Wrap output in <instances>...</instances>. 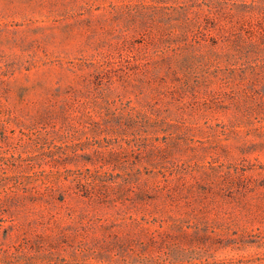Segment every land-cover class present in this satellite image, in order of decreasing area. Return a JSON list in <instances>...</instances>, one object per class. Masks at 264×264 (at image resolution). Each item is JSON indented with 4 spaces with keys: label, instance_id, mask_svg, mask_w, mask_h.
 <instances>
[{
    "label": "rangeland",
    "instance_id": "rangeland-1",
    "mask_svg": "<svg viewBox=\"0 0 264 264\" xmlns=\"http://www.w3.org/2000/svg\"><path fill=\"white\" fill-rule=\"evenodd\" d=\"M0 264H264V0H0Z\"/></svg>",
    "mask_w": 264,
    "mask_h": 264
}]
</instances>
